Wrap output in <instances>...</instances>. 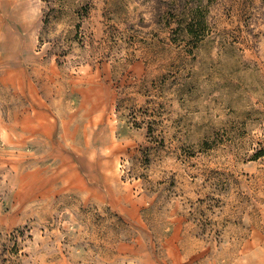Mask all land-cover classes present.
<instances>
[{
    "label": "rangeland",
    "instance_id": "obj_1",
    "mask_svg": "<svg viewBox=\"0 0 264 264\" xmlns=\"http://www.w3.org/2000/svg\"><path fill=\"white\" fill-rule=\"evenodd\" d=\"M17 2L0 264H264V0Z\"/></svg>",
    "mask_w": 264,
    "mask_h": 264
},
{
    "label": "crops",
    "instance_id": "obj_2",
    "mask_svg": "<svg viewBox=\"0 0 264 264\" xmlns=\"http://www.w3.org/2000/svg\"><path fill=\"white\" fill-rule=\"evenodd\" d=\"M13 7H15L16 11H18L19 14V3L17 2V0H0V23H1V28H3L1 31L4 32V29L7 30L6 33H1L2 36L1 38L3 40H5L4 42H2V44L4 45L3 48H0L2 51L1 53L5 54L6 56H9L10 58L14 59H18L21 60V58L23 59L25 57V55H27L28 53H30L32 44L29 46L30 43V38L27 34L23 35H17L14 32L12 33L11 29L6 28V24L9 22V17L12 16L13 12L12 9ZM21 13V12H20ZM20 19L19 18L16 20V22H19ZM0 38V39H1ZM13 39L15 40L14 44L12 45V47L9 46V44L6 42L8 41V39ZM50 118V117H49ZM52 121V123H51ZM49 126L47 130H43L41 132H46V133H54L56 131L55 128V122L53 120L49 119Z\"/></svg>",
    "mask_w": 264,
    "mask_h": 264
}]
</instances>
